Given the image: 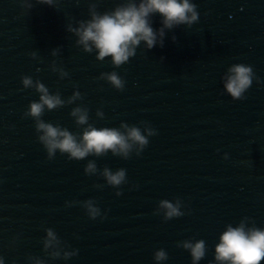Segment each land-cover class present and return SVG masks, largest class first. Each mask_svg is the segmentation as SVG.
Here are the masks:
<instances>
[{
	"label": "water",
	"instance_id": "95a60500",
	"mask_svg": "<svg viewBox=\"0 0 264 264\" xmlns=\"http://www.w3.org/2000/svg\"><path fill=\"white\" fill-rule=\"evenodd\" d=\"M0 0V258L4 264H191L177 243L204 240L207 251L198 264H215L214 247L225 226L264 227V0H191L199 20L191 28L166 30L163 47L143 42L128 63L115 68L111 58L96 60L75 44L68 24L89 19V4L100 13L122 0H56L54 7L29 0ZM159 14L152 27H161ZM175 35L176 41L171 37ZM60 48L56 56L51 51ZM35 52L36 58L29 54ZM163 57V61H161ZM55 61L67 73L50 68ZM233 64L253 68L255 77L244 100L224 93L222 77ZM39 69V71H37ZM117 72V91L101 73ZM22 76L39 80L50 93L82 100L48 111L41 119L79 135L69 115L76 106L89 110L94 127L118 128L121 122L157 132L139 157L88 156L69 160L57 152L47 159L34 121L23 114L39 94L21 84ZM97 110L103 118L96 116ZM225 157H227L225 159ZM88 160L98 170L126 169L127 183L117 189L98 175L84 174ZM103 185L96 188L94 185ZM180 198L185 215L168 221L154 214L160 200ZM96 201L104 219L91 220L80 206ZM69 202L70 206H66ZM51 228L67 260L43 250ZM264 264V260L260 262Z\"/></svg>",
	"mask_w": 264,
	"mask_h": 264
},
{
	"label": "clouds",
	"instance_id": "9594fccd",
	"mask_svg": "<svg viewBox=\"0 0 264 264\" xmlns=\"http://www.w3.org/2000/svg\"><path fill=\"white\" fill-rule=\"evenodd\" d=\"M36 3L54 7L56 0H36ZM21 6L26 10L33 7L29 0H21ZM96 8L95 3L89 4L90 18L77 21L76 27L68 24L66 31L75 35V44L84 52L95 51L97 61L110 57L111 64L115 68L128 63L129 59L135 56L141 42L147 50L156 46L163 47L166 30L170 31L180 25L191 28L199 20L197 5L191 0H122L111 11L100 13ZM156 14L161 17V27L154 30L152 17ZM171 39L175 42V35ZM59 50V47L53 49L51 55L56 56ZM29 55L36 58L35 52ZM50 68L53 72H57L61 79L68 76V73L62 67H58L55 61ZM98 79L105 80L117 91L124 90L125 80L115 71L101 73ZM221 79L224 93L234 101L246 98L244 94L251 87L254 79H257L259 83L252 66L246 64L229 66ZM21 84L23 88L34 89L39 94L38 101L30 102L23 115L33 119L38 134L37 140L45 149L49 160L53 159L57 152L61 155L66 154L69 160L77 161L88 156L102 157L109 152L113 156L128 160L132 154L139 157L148 146V138L157 134L156 130L145 121L140 122L142 127L124 122H121L118 128L94 127L88 122V108L78 105L69 113L77 127L85 126L77 135L59 124L45 122L41 117L45 110L52 111L82 100L80 92L73 91L72 95L65 100L61 98L59 92L50 93L43 83L39 80L34 81L30 76H22ZM96 116L102 119L104 114L97 110ZM84 174L102 177L108 186L117 189L116 196L122 194L119 190L120 186L128 182L126 169L119 168L113 172L108 167H104L98 170L94 160H88L84 167ZM94 187L102 188L103 185L97 184ZM72 203H80L89 219L95 220L97 217L104 219L95 200L88 199ZM66 206H70L69 202H66ZM183 207L178 197L172 201L164 199L158 202L154 214H162L163 219L168 221L185 215L181 210ZM248 220L247 217L241 219L236 227L231 224L225 226V230L219 236V242L214 247L215 264H260L264 260V227L257 228L254 223L251 227H246ZM44 231L43 250L47 252L50 248L57 249L50 253L52 259L67 260L77 254L76 250L65 251L61 248V246L66 248L67 245H62V241L53 229L46 228ZM177 247L189 253L191 264H198L207 251L204 240H183L177 243ZM29 259L34 260L35 264H45L38 257L30 256ZM167 259L168 254L164 249L154 251L153 260L156 264H161ZM0 264H4L2 258H0Z\"/></svg>",
	"mask_w": 264,
	"mask_h": 264
}]
</instances>
